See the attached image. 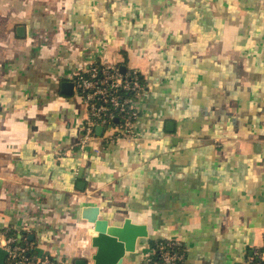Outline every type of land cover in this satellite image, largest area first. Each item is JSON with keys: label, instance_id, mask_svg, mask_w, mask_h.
Returning <instances> with one entry per match:
<instances>
[{"label": "crops", "instance_id": "obj_1", "mask_svg": "<svg viewBox=\"0 0 264 264\" xmlns=\"http://www.w3.org/2000/svg\"><path fill=\"white\" fill-rule=\"evenodd\" d=\"M263 39L264 0H0V234L94 264L97 207L148 227L124 264L164 240L187 264H246L264 248ZM100 60L144 77L141 147H79L87 109L63 85Z\"/></svg>", "mask_w": 264, "mask_h": 264}, {"label": "built area", "instance_id": "obj_2", "mask_svg": "<svg viewBox=\"0 0 264 264\" xmlns=\"http://www.w3.org/2000/svg\"><path fill=\"white\" fill-rule=\"evenodd\" d=\"M141 76L136 69H126L123 73L118 64L100 60L70 77L73 91L88 113L79 143L81 149L91 148L96 155H102L110 144L141 147L137 102L148 89ZM98 128L103 129L101 135ZM0 248L7 252L5 264H67L38 254L34 245L13 229L0 234ZM182 248L178 241L168 240L167 244L151 250L141 264H187V250ZM246 264H264V250L254 251Z\"/></svg>", "mask_w": 264, "mask_h": 264}, {"label": "water", "instance_id": "obj_3", "mask_svg": "<svg viewBox=\"0 0 264 264\" xmlns=\"http://www.w3.org/2000/svg\"><path fill=\"white\" fill-rule=\"evenodd\" d=\"M121 71L124 73L126 68L121 67ZM72 90V83L63 85L65 94L71 95ZM102 132V128L97 129L99 135ZM82 218L92 226L88 233L96 250L92 257L94 264H124L125 259L137 252L141 241L150 237L147 225L134 223L130 218L125 219L122 225H113L110 220L101 217L97 207L83 209ZM6 258L7 252L0 248V264H5ZM76 264H87V261H77Z\"/></svg>", "mask_w": 264, "mask_h": 264}, {"label": "trees", "instance_id": "obj_4", "mask_svg": "<svg viewBox=\"0 0 264 264\" xmlns=\"http://www.w3.org/2000/svg\"><path fill=\"white\" fill-rule=\"evenodd\" d=\"M242 39H239V42L241 41ZM236 42V41H235ZM256 44L253 46V48H257L259 47L260 43H262L261 46H263V43H264V39L263 40H256L255 41ZM241 43H246L247 44V41H241ZM244 44L243 47L242 46H239V49L237 51V55L238 56V59L237 60H234L231 62V64H234V66H237L239 68V71L238 72H235L236 74H240V88H242L244 90V88L246 87V84H247V81H246V78H247V64H248V59L249 57L253 58V56L255 54H253L252 56L251 55H248L249 52L247 51L248 50V47L247 45ZM238 46V45H237ZM258 57L257 56H254V58ZM255 63V60L253 61ZM257 63H264V60L262 61H256ZM252 66V69L255 68V64H251ZM141 79H142V83L146 85L145 83V80H144V77L143 75L141 76ZM242 91V90H241ZM246 99V98H244ZM245 104V103H244ZM241 106V105H240ZM228 136V135H227ZM240 138V137H239ZM168 243V240H164V241H157V242H152L151 244V249L152 250H155L157 249L161 244H167ZM186 250L185 247L182 248V250ZM264 250L263 249H260V251ZM254 253V252H253ZM252 253V254H253ZM252 256V255H251ZM249 256V257H251Z\"/></svg>", "mask_w": 264, "mask_h": 264}]
</instances>
